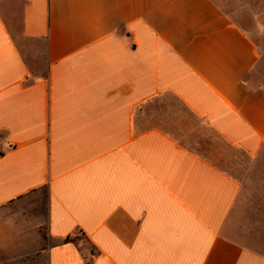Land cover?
<instances>
[{"label":"crops","instance_id":"1","mask_svg":"<svg viewBox=\"0 0 264 264\" xmlns=\"http://www.w3.org/2000/svg\"><path fill=\"white\" fill-rule=\"evenodd\" d=\"M259 35L250 2L0 0V264H264Z\"/></svg>","mask_w":264,"mask_h":264},{"label":"rangeland","instance_id":"2","mask_svg":"<svg viewBox=\"0 0 264 264\" xmlns=\"http://www.w3.org/2000/svg\"><path fill=\"white\" fill-rule=\"evenodd\" d=\"M213 1H215L219 6H221L223 9H225L229 13H232L233 11H235V8L238 6V4H241L244 2L245 3L250 2L251 4L253 3L258 9H262L264 7V4H263L264 0H213ZM12 10H13L12 15L9 14L7 11H3L2 15L8 24H14L15 26H18L20 23L21 5L20 4L13 5ZM256 41L261 50V57H260L257 68L253 72L254 73L253 79L256 84L260 85V84H264V44H263L264 38L261 36L258 38L256 37ZM30 64L32 65L31 61H30ZM78 238L81 241L80 243L83 244L85 248H87L89 251L94 253L93 248L85 240L83 236H78ZM33 255H31L27 259L22 258V259L12 260V261L7 262L6 264H46L44 255L42 254L39 256H33Z\"/></svg>","mask_w":264,"mask_h":264},{"label":"trees","instance_id":"3","mask_svg":"<svg viewBox=\"0 0 264 264\" xmlns=\"http://www.w3.org/2000/svg\"><path fill=\"white\" fill-rule=\"evenodd\" d=\"M66 241H67V242H73V240L71 239V237H67ZM90 252H91V251H90ZM91 254H94V253L91 252ZM39 255H41V253H36V254H34L33 256H39ZM28 257H30V256L24 257V259H27Z\"/></svg>","mask_w":264,"mask_h":264}]
</instances>
